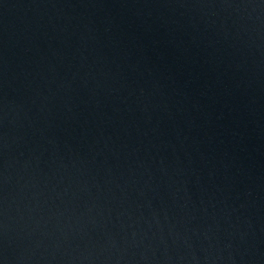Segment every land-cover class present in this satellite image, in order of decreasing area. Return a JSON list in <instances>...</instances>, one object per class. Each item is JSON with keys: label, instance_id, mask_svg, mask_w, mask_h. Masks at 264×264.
Returning a JSON list of instances; mask_svg holds the SVG:
<instances>
[{"label": "water", "instance_id": "water-1", "mask_svg": "<svg viewBox=\"0 0 264 264\" xmlns=\"http://www.w3.org/2000/svg\"><path fill=\"white\" fill-rule=\"evenodd\" d=\"M0 264H264V0H0Z\"/></svg>", "mask_w": 264, "mask_h": 264}]
</instances>
